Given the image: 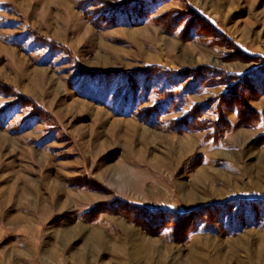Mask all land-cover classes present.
<instances>
[{
  "label": "rangeland",
  "instance_id": "obj_1",
  "mask_svg": "<svg viewBox=\"0 0 264 264\" xmlns=\"http://www.w3.org/2000/svg\"><path fill=\"white\" fill-rule=\"evenodd\" d=\"M130 229L264 264V0H0V264Z\"/></svg>",
  "mask_w": 264,
  "mask_h": 264
},
{
  "label": "bare ground",
  "instance_id": "obj_2",
  "mask_svg": "<svg viewBox=\"0 0 264 264\" xmlns=\"http://www.w3.org/2000/svg\"><path fill=\"white\" fill-rule=\"evenodd\" d=\"M189 192L191 193L192 191ZM94 236L95 237L90 245H96L99 247L110 246L111 251H113L117 256L126 255L132 261L133 264L153 263L152 249L155 248L153 247V241H149L148 238L139 231H133L130 229V232L126 234L125 239L121 240L120 242L111 243L110 245L108 243L109 238L103 236L101 232H96ZM84 259L85 257L83 255H79L77 262L80 264L81 261H83ZM203 260L204 259L202 254L197 253L196 251V253L195 252L192 253L191 258L188 261H186L185 264H203ZM212 262L213 264H225L223 260H219V259H213Z\"/></svg>",
  "mask_w": 264,
  "mask_h": 264
}]
</instances>
